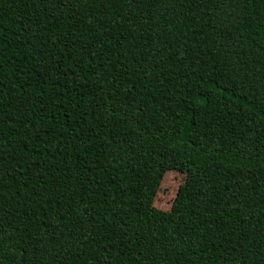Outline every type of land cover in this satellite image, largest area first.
Returning a JSON list of instances; mask_svg holds the SVG:
<instances>
[{
    "label": "trees",
    "instance_id": "16d2710c",
    "mask_svg": "<svg viewBox=\"0 0 264 264\" xmlns=\"http://www.w3.org/2000/svg\"><path fill=\"white\" fill-rule=\"evenodd\" d=\"M0 264H264V0H0Z\"/></svg>",
    "mask_w": 264,
    "mask_h": 264
},
{
    "label": "rangeland",
    "instance_id": "374dc122",
    "mask_svg": "<svg viewBox=\"0 0 264 264\" xmlns=\"http://www.w3.org/2000/svg\"><path fill=\"white\" fill-rule=\"evenodd\" d=\"M182 181V174L175 171L165 172L153 199L154 208L161 211H168L177 188Z\"/></svg>",
    "mask_w": 264,
    "mask_h": 264
}]
</instances>
